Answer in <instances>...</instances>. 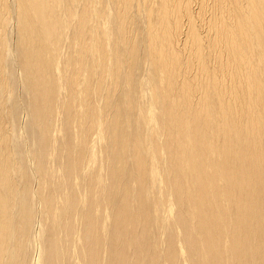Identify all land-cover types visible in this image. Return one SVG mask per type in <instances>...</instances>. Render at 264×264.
Wrapping results in <instances>:
<instances>
[{"label": "bare ground", "instance_id": "bare-ground-1", "mask_svg": "<svg viewBox=\"0 0 264 264\" xmlns=\"http://www.w3.org/2000/svg\"><path fill=\"white\" fill-rule=\"evenodd\" d=\"M0 264H264V0H0Z\"/></svg>", "mask_w": 264, "mask_h": 264}]
</instances>
